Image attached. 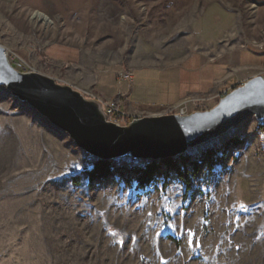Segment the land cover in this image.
<instances>
[{
	"label": "rangeland",
	"instance_id": "rangeland-1",
	"mask_svg": "<svg viewBox=\"0 0 264 264\" xmlns=\"http://www.w3.org/2000/svg\"><path fill=\"white\" fill-rule=\"evenodd\" d=\"M0 45L13 66L24 61L87 98L118 97L131 122L139 117L124 108L127 95L106 97L119 73H134L130 91L137 69L196 52L245 50V65L258 62L264 0H0ZM212 105L204 97L189 108ZM255 135L244 122L159 164L143 188L132 169L148 161L130 157L89 182L94 159L0 86V264H264V140Z\"/></svg>",
	"mask_w": 264,
	"mask_h": 264
},
{
	"label": "water",
	"instance_id": "water-1",
	"mask_svg": "<svg viewBox=\"0 0 264 264\" xmlns=\"http://www.w3.org/2000/svg\"><path fill=\"white\" fill-rule=\"evenodd\" d=\"M0 86L65 132L94 160L175 159L227 134L252 117L264 118L263 74L233 88L209 110L195 111L187 116H143L126 126L108 122L96 99L84 97L79 91L43 74L17 71L7 60L1 45Z\"/></svg>",
	"mask_w": 264,
	"mask_h": 264
},
{
	"label": "crops",
	"instance_id": "crops-1",
	"mask_svg": "<svg viewBox=\"0 0 264 264\" xmlns=\"http://www.w3.org/2000/svg\"><path fill=\"white\" fill-rule=\"evenodd\" d=\"M242 52L245 50L227 58L219 56L214 59H208L202 53L196 52L171 66L137 69L143 72L139 85L135 87L132 84L129 91L128 83L118 79L117 88L112 89L106 97L114 96L117 91L126 94L127 104L124 108L135 117L164 114L170 107L180 104L188 94L209 98L213 107L225 90L237 87L259 73L264 75V48L253 51L258 62L250 59L253 63L250 65H245ZM245 72L248 73L246 78ZM132 77L131 82L136 80L133 72ZM97 83L98 80L95 85Z\"/></svg>",
	"mask_w": 264,
	"mask_h": 264
},
{
	"label": "built area",
	"instance_id": "built-area-1",
	"mask_svg": "<svg viewBox=\"0 0 264 264\" xmlns=\"http://www.w3.org/2000/svg\"><path fill=\"white\" fill-rule=\"evenodd\" d=\"M8 61L11 64V59ZM15 64H16L15 66L13 65L12 66L16 70L21 71V72H27L26 71L27 69L25 66L26 64L24 61H19L18 63H15ZM132 79L133 77H132L131 71L123 72L120 74V80L122 81L130 83ZM116 96H121L120 91L117 92ZM91 98L96 99L97 101L101 103L104 114L106 115L108 122L113 123L118 126H126L130 122L129 121L130 117L122 108L118 97L110 98V99H103L97 96L96 97L91 96ZM201 101H204V97L186 96V98H184L180 104L175 105L174 107H171L167 112L174 113L180 116H187L195 112V109H191L189 107L191 106L197 107V103ZM249 121H250V124L253 126L254 131L256 133L255 135L256 139L264 140V118L258 119L256 117H252Z\"/></svg>",
	"mask_w": 264,
	"mask_h": 264
},
{
	"label": "trees",
	"instance_id": "trees-1",
	"mask_svg": "<svg viewBox=\"0 0 264 264\" xmlns=\"http://www.w3.org/2000/svg\"><path fill=\"white\" fill-rule=\"evenodd\" d=\"M240 144V141L235 140L232 143V146H236ZM114 161H106V160H94L90 168H86L85 172L87 174V178L89 182L105 180L109 178L115 170V166L113 165ZM172 164L173 159H167L162 161H148V163L142 167H135L132 169L133 174L138 182L139 187L143 188L150 183H152L156 173L159 169V164ZM178 170V168H174ZM198 171V170H197ZM179 175L181 172L179 171ZM185 184L188 188L189 181L185 179Z\"/></svg>",
	"mask_w": 264,
	"mask_h": 264
},
{
	"label": "bare ground",
	"instance_id": "bare-ground-1",
	"mask_svg": "<svg viewBox=\"0 0 264 264\" xmlns=\"http://www.w3.org/2000/svg\"><path fill=\"white\" fill-rule=\"evenodd\" d=\"M31 18L37 19L38 21L43 22V23H51L50 19L45 14L39 11H35V13L33 14Z\"/></svg>",
	"mask_w": 264,
	"mask_h": 264
},
{
	"label": "snow or ice",
	"instance_id": "snow-or-ice-1",
	"mask_svg": "<svg viewBox=\"0 0 264 264\" xmlns=\"http://www.w3.org/2000/svg\"><path fill=\"white\" fill-rule=\"evenodd\" d=\"M53 102L58 103V101H53ZM162 198L165 199V200H167V197H166L163 193H162ZM164 211H165V212H169V211H171V209H169V208L166 207V208L164 209ZM149 215H151V213H149ZM170 227H171V225H170ZM190 235H191V234H190ZM189 245L191 246V240H189Z\"/></svg>",
	"mask_w": 264,
	"mask_h": 264
}]
</instances>
